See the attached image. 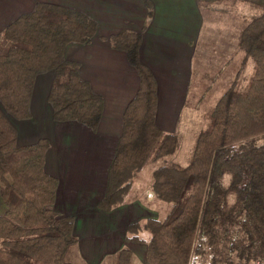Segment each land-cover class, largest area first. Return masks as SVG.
<instances>
[{
    "label": "trees",
    "instance_id": "trees-1",
    "mask_svg": "<svg viewBox=\"0 0 264 264\" xmlns=\"http://www.w3.org/2000/svg\"><path fill=\"white\" fill-rule=\"evenodd\" d=\"M154 15L151 0H141ZM244 2L257 9L239 36L244 53L229 87L210 113V123L196 139L186 166L170 162L154 172L155 196L173 205L162 220L144 229L145 264H264V0H197L199 4ZM123 30L110 38L136 71L140 86L127 104L108 186L98 208L121 206L134 179L149 161L173 156L177 134L157 123V78L141 60L144 32ZM98 31L86 14L52 4L12 22L0 35V195L7 210L0 216V264H72L78 244L75 218L55 208L59 178L46 170L48 138L18 144L14 122L32 119L37 77L53 73L48 102L56 123L77 122L97 131L105 101L81 77V63L65 58L70 44H87ZM253 62L245 85L243 67ZM139 223L128 226V243L143 242ZM112 264H131L133 253L120 250Z\"/></svg>",
    "mask_w": 264,
    "mask_h": 264
},
{
    "label": "crops",
    "instance_id": "crops-1",
    "mask_svg": "<svg viewBox=\"0 0 264 264\" xmlns=\"http://www.w3.org/2000/svg\"><path fill=\"white\" fill-rule=\"evenodd\" d=\"M151 1L154 15L149 18L141 0H0V35L12 22L33 12L42 3L78 10L98 25L97 34L89 43L70 44L65 51L67 60L81 63L82 79L88 81L92 90L104 98L105 109L98 130L93 131L77 122H54L53 108L48 102L53 73L37 77L31 103L32 119L24 125L21 123L23 126L20 127L14 123L20 146L34 144L42 138L50 140L46 170L59 178L54 208L64 216L77 218L74 228L76 237L80 233L86 234L80 256L94 264H101L107 257H113L125 248L128 244V226L136 223L132 209H126L124 213L122 207L118 206L104 213L98 208L107 191L109 169L122 130L124 110L140 86L138 75L129 64L126 53L114 50L110 38L123 30L142 32L146 27L141 60L154 72L159 94L174 64L171 58H178L181 51L175 38L169 40L154 36L151 37L154 40L152 46L146 43V38H150L148 26L157 17L159 1L173 4L177 0ZM195 2L198 3L197 0ZM153 48L159 54L145 57L146 52H154ZM166 54L169 56L168 62L165 60ZM41 81L43 84L39 87ZM36 87L40 91L37 97ZM6 210L0 195V216ZM129 211L130 217L126 219ZM122 215L124 219L120 218ZM116 225H120L122 234L116 233Z\"/></svg>",
    "mask_w": 264,
    "mask_h": 264
},
{
    "label": "rangeland",
    "instance_id": "rangeland-1",
    "mask_svg": "<svg viewBox=\"0 0 264 264\" xmlns=\"http://www.w3.org/2000/svg\"><path fill=\"white\" fill-rule=\"evenodd\" d=\"M256 10L243 1L198 4L195 0H177L173 4L166 1L158 3L157 17L148 26L150 38H146V43L152 46L154 40L151 37L154 36L169 40L175 38L181 51L178 58H171L174 64H170L172 68L161 90L157 123L164 131L178 135L180 147L173 156L149 161L134 179L121 205L124 213L126 209H132L131 213L135 211V222L142 225L136 236L143 242L126 244L133 253L131 264H145L146 243L151 238L150 231L144 229L145 223L149 219H164L173 207L155 196L152 190L154 172L170 162L183 166L190 163L197 136L210 123L212 108L238 70L242 69L244 53L239 48V36L256 15ZM158 54L154 49L152 54L146 52L145 57ZM165 60H169L167 54ZM243 69L241 85H245L250 78L253 62L249 61ZM42 84L41 81L39 87ZM39 87H36V97L40 95ZM12 119L19 127L26 123ZM123 215L121 219H124ZM128 217L130 211L126 219ZM74 218L77 224V218ZM115 227L116 233L122 234L120 225ZM132 236L133 233L127 232V238ZM77 237L80 244L69 250L67 260L72 264H94L80 256L86 234L80 233ZM107 258L101 264L115 261L114 257Z\"/></svg>",
    "mask_w": 264,
    "mask_h": 264
}]
</instances>
